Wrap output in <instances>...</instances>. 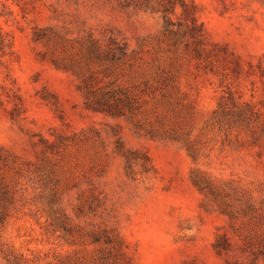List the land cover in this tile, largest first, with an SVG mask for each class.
<instances>
[{"label": "rangeland", "instance_id": "1", "mask_svg": "<svg viewBox=\"0 0 264 264\" xmlns=\"http://www.w3.org/2000/svg\"><path fill=\"white\" fill-rule=\"evenodd\" d=\"M0 264H264V0H0Z\"/></svg>", "mask_w": 264, "mask_h": 264}]
</instances>
